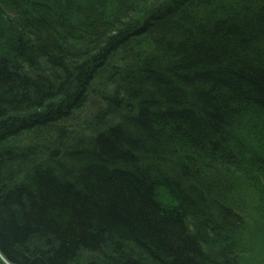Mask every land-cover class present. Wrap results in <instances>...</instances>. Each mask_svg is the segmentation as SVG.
Returning <instances> with one entry per match:
<instances>
[{
    "label": "trees",
    "instance_id": "obj_1",
    "mask_svg": "<svg viewBox=\"0 0 264 264\" xmlns=\"http://www.w3.org/2000/svg\"><path fill=\"white\" fill-rule=\"evenodd\" d=\"M263 198L264 0H0V264H241Z\"/></svg>",
    "mask_w": 264,
    "mask_h": 264
},
{
    "label": "rangeland",
    "instance_id": "obj_2",
    "mask_svg": "<svg viewBox=\"0 0 264 264\" xmlns=\"http://www.w3.org/2000/svg\"><path fill=\"white\" fill-rule=\"evenodd\" d=\"M101 83H102V81H100V83L97 82L96 86L98 85L99 86L98 88H102L103 86L101 85ZM247 144H248V149H250V150L254 149L252 143L248 142ZM261 197H263V196H261ZM261 207H264V198H263V202L261 204ZM260 211L261 210L258 209L259 215H260ZM241 264H264V231H261V234L260 233L255 234L251 238V242L247 246V248L244 252V255L242 257V263Z\"/></svg>",
    "mask_w": 264,
    "mask_h": 264
}]
</instances>
